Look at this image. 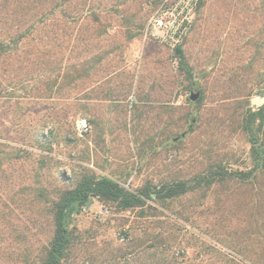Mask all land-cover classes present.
<instances>
[{"label":"trees","instance_id":"16d2710c","mask_svg":"<svg viewBox=\"0 0 264 264\" xmlns=\"http://www.w3.org/2000/svg\"><path fill=\"white\" fill-rule=\"evenodd\" d=\"M162 1H153L151 11L143 13L142 5L148 2L138 0H1L0 99L16 102L13 128L17 127L21 142H30L40 153L18 148L17 155L13 154L17 160L24 159L23 153L31 161L36 157L37 169L27 187L11 195L12 188L0 186L1 194L3 191L6 195L0 200V264H264V203L254 206V220L251 218L247 231H227L232 225L223 224V237L215 235L219 244L241 259L194 232H187L178 243L179 237L174 235L177 226L159 209L170 210L173 202L189 194L208 199L216 186L220 191L222 185L229 188L227 184L261 187L264 195V184L259 183L264 180V107L251 103L256 90L264 94V39L260 41L261 34L251 39L247 59L236 57L240 46L233 49L234 54L230 50L211 87L196 83L184 42L174 51L179 60L178 73L159 83V92L156 83L151 87V92L158 95L154 100L151 94L137 91L135 73L120 64L126 44L142 35ZM230 19L240 28L261 24L264 34V0H200L190 32L219 40ZM168 83L172 90L180 85L189 92L198 89L201 96L195 102L199 112L207 94L211 91L214 96L208 116L202 114L200 118L206 127L200 140L207 161L203 170L188 174L191 176L187 179L171 171V180H149L131 188L122 184L124 175L98 173L94 157L86 155L74 176H65L55 152L62 143L68 146L76 142L74 123L79 115L90 118L88 121L99 132L100 145L112 136L113 131L109 136L106 133L111 129L108 125L111 127L119 118H125L126 133L136 135L133 143L139 146L144 140L141 152L154 144L167 147L177 138L183 140L187 127V136L192 135L196 119L186 116L185 126L180 125L184 118L175 121L177 108L168 105L166 98ZM25 102L44 105L46 113L41 116L36 112L35 118L27 115L31 107ZM153 112L155 120L148 124L147 117ZM227 126H235L250 145V166L244 169H233L231 151L219 147L224 136L218 135L222 127L226 132ZM23 133L26 137L22 138ZM163 136L165 141L157 143ZM44 169L50 173L43 176ZM4 178L9 179L10 174ZM92 201L103 203L112 213L137 212L138 217L156 220L168 217L171 235L155 233L149 225L132 235L124 234L123 245L116 240L101 241L77 222ZM19 207L36 216L23 224L18 215H13ZM164 223L154 224L158 229ZM188 249H194L196 255L189 256Z\"/></svg>","mask_w":264,"mask_h":264},{"label":"rangeland","instance_id":"374dc122","mask_svg":"<svg viewBox=\"0 0 264 264\" xmlns=\"http://www.w3.org/2000/svg\"><path fill=\"white\" fill-rule=\"evenodd\" d=\"M138 1L148 2L142 5L143 13L151 11V5L152 7L155 6L153 2L155 0ZM156 1L159 2L160 0ZM177 2L178 0H163L156 7V11L162 7L173 8ZM148 21L142 35L135 38L131 43L126 44L123 54L124 61L120 66H125L129 71L135 73L137 91L141 89L145 95L151 94L155 100L158 98V95L156 92H151V87L156 83V91L159 92L162 86L159 83L170 80L171 76L178 73L179 60L174 57V51L168 45L155 40L147 31ZM225 27L226 30H223V33H219L222 35L219 40H213V37L209 38L210 35L203 34V37L198 34L194 35V32H190L187 36L188 38L186 37L187 41H184V49L189 64L194 68L196 83L202 85L208 83L211 87L215 75L222 69L224 59H229L230 54H234L233 49L240 46L241 49L236 57L247 59L250 54L247 48L252 41L251 39L260 34L262 35L260 41L264 39V34L261 33V29H263L260 28L261 24L253 26L249 23V27L243 25L240 28L239 25L232 23L230 19ZM252 28H256L257 30H253ZM214 41L218 42L216 43ZM230 50L231 53L229 52ZM167 91L168 95L166 98L169 101L168 105L177 108V113L175 112L174 117L176 122L184 118V121L180 122V125L185 126L187 121L185 119L186 116H191L190 118L192 120L196 119V122L193 121L195 132L192 135L187 136L189 127L185 130L182 128L184 131L182 134V137H184L183 140L177 138L175 142H171L167 147L165 144L163 146L154 144L152 148L147 147L143 150L144 152H141L142 142L144 140L142 139L143 141H140L141 145L139 144V146L133 143L136 135L127 134L125 127H123V119L125 118H119V121L114 122L111 127L108 125V128L111 129H108L106 133L109 136V132L113 131L112 136H109L110 138L106 140L107 142H103L101 145L98 142L100 138L99 132L93 127V133L91 135L78 136L76 134L77 140L75 143L68 146L62 143L61 147L57 148L55 156L61 161L62 164H60V167L65 176L71 179L75 171H78L81 158L86 155L94 157V164L99 167V170H97L98 173L114 174L117 176L124 175L126 178L123 179L122 184L126 187L131 186V188H138L149 180L154 182L171 180V171L177 174L182 173L181 178L187 179V177L189 178L191 176L188 174H195L203 170L207 161L202 156V141L200 140L204 136L203 131L206 127L205 124L203 125L200 122V118L202 114L205 118L208 116V113L214 105L212 103L214 96L211 91L207 94L205 106L199 112L197 103L190 98L192 94L199 93L201 96V92L198 89L189 92L183 90L182 85H180L175 90H172L168 83ZM260 92L261 90H256L252 98L255 96H264ZM132 103L133 96L129 100L128 109L130 112L133 111ZM25 106L31 107L27 112V115L32 114L31 117H34L36 112H39L41 116L46 113V110H43L44 105L40 103L28 105V102H25ZM107 107L108 105L105 106L106 110ZM16 109V102H8L6 99H0V143L4 144L0 146V186L5 185L12 188L14 191L11 195H14V192L18 188L24 187L25 185L27 187L30 176L37 169V164L34 162L36 157L31 161L23 153L24 159L17 160L13 157V154L17 155L15 152H17L18 148L28 150L35 153V155L40 153L36 147L30 145V142H21L22 139L17 133V127L13 128L11 119L16 117ZM153 117H155V112H153L152 116L151 114L148 115V124L152 123L151 120H155ZM80 118L90 119L89 117L79 115L77 120ZM76 121L74 126H76ZM220 131L221 133L218 137L222 138L224 136V138H222L223 140L219 147L221 149L225 147L229 149L228 151H231L233 158L230 163L233 169H244L250 166V161L248 160L250 145L247 143V138L239 133V131H236L235 126H227L226 132L222 127ZM24 136L26 137L23 133L22 138ZM163 140L165 141V136L157 140V143ZM169 149H173L174 152L169 153ZM6 153H10V157ZM176 163L179 164L176 165ZM89 167L94 169V165L92 164H89ZM48 173H50L49 169H44L41 172L43 176ZM8 174H10V178L5 180L4 177ZM259 183L264 184V180L259 181ZM11 184L13 185L11 186ZM226 186L229 188L222 185L220 191L218 190L219 187L216 186V191L212 192L208 199L198 197V194H189L173 202L170 210L159 207L165 215L172 218V220L170 219V223L177 226L174 235L179 237L177 240L178 243L181 242V239L187 232H194L215 242L220 248H224L215 239V235L223 237V231L226 229L222 226L223 224L232 225L227 231L242 232L247 231V228L250 229L251 218L254 220V217L251 216L254 206L264 203V195L260 193L261 187L232 184H227ZM3 194L4 192L2 191L1 194L0 191V200L6 199V195ZM246 206L248 207L247 209ZM13 215H18L17 217L21 218L23 224L27 222L28 218L36 216L31 211H23L21 207L17 208ZM161 220H165V223L161 228L157 229L158 226L154 223ZM168 221L169 218L165 216H162L160 220H156L150 217H138L137 212H126L123 214L112 213L108 206L99 201H95L77 218L80 228L91 229L93 234L98 235L99 240L105 242L116 240L122 245L125 243L124 234L132 235L137 230L149 225V228L155 233L160 232L165 235H171L168 232ZM254 237L258 238L257 236ZM224 249L228 253L241 259L234 251L228 248ZM188 255H196L195 250L188 249ZM245 262L249 263L246 260Z\"/></svg>","mask_w":264,"mask_h":264},{"label":"built area","instance_id":"2783aa9c","mask_svg":"<svg viewBox=\"0 0 264 264\" xmlns=\"http://www.w3.org/2000/svg\"><path fill=\"white\" fill-rule=\"evenodd\" d=\"M200 0H178L173 8L162 7L149 19L147 31L160 43L168 45L172 51L183 45L193 26ZM78 136H89L93 125L86 119L76 121Z\"/></svg>","mask_w":264,"mask_h":264},{"label":"water","instance_id":"95a60500","mask_svg":"<svg viewBox=\"0 0 264 264\" xmlns=\"http://www.w3.org/2000/svg\"><path fill=\"white\" fill-rule=\"evenodd\" d=\"M200 94H192L191 95V100L192 101H196L199 98ZM251 103L253 106L257 107V108H262L264 107V96H255L252 98ZM93 204V201L90 203V205L88 206V208Z\"/></svg>","mask_w":264,"mask_h":264}]
</instances>
